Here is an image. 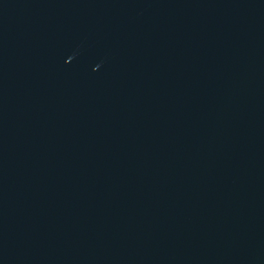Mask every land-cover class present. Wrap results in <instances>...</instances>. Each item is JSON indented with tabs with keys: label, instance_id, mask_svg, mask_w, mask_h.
Here are the masks:
<instances>
[{
	"label": "water",
	"instance_id": "1",
	"mask_svg": "<svg viewBox=\"0 0 264 264\" xmlns=\"http://www.w3.org/2000/svg\"><path fill=\"white\" fill-rule=\"evenodd\" d=\"M0 264H264V0H0Z\"/></svg>",
	"mask_w": 264,
	"mask_h": 264
}]
</instances>
